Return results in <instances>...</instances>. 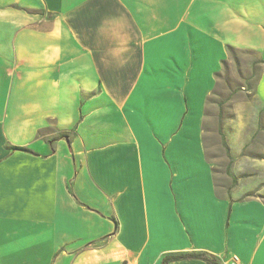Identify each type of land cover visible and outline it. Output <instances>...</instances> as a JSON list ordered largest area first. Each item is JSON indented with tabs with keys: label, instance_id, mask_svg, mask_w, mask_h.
Here are the masks:
<instances>
[{
	"label": "crops",
	"instance_id": "obj_1",
	"mask_svg": "<svg viewBox=\"0 0 264 264\" xmlns=\"http://www.w3.org/2000/svg\"><path fill=\"white\" fill-rule=\"evenodd\" d=\"M227 46L264 111V0H0V264H264L261 115L212 129Z\"/></svg>",
	"mask_w": 264,
	"mask_h": 264
},
{
	"label": "rangeland",
	"instance_id": "obj_2",
	"mask_svg": "<svg viewBox=\"0 0 264 264\" xmlns=\"http://www.w3.org/2000/svg\"><path fill=\"white\" fill-rule=\"evenodd\" d=\"M260 68L261 66L258 64L255 55L248 51L235 53L234 56L227 59L226 69L217 78V85L209 101V107L212 109L211 122L214 131L218 126L216 113L219 110L222 114L220 125H223L221 128L224 130L252 127V116L256 115L257 111H259L258 116L261 115L263 122L260 123L258 128L264 129V111L253 96V88ZM235 119H238V121H235ZM225 120L230 121L225 122ZM215 136H217V139L213 140L212 146L216 147L219 153L224 154L218 134L215 133Z\"/></svg>",
	"mask_w": 264,
	"mask_h": 264
},
{
	"label": "trees",
	"instance_id": "obj_3",
	"mask_svg": "<svg viewBox=\"0 0 264 264\" xmlns=\"http://www.w3.org/2000/svg\"><path fill=\"white\" fill-rule=\"evenodd\" d=\"M227 51H228L229 57L234 56L235 53L247 52L244 50L233 48L231 46H227ZM259 62H262V60ZM226 63H227V60L222 62L221 71L216 73L217 78L220 77V75L225 71ZM209 101H210V98H209ZM186 258H202V259H204L207 262H210L212 264H221L219 262V260L214 255H211V254L206 253V252H201V251L200 252L192 251V252H181V253H168L163 257L162 264H167L169 261L182 260V259H186Z\"/></svg>",
	"mask_w": 264,
	"mask_h": 264
},
{
	"label": "built area",
	"instance_id": "obj_4",
	"mask_svg": "<svg viewBox=\"0 0 264 264\" xmlns=\"http://www.w3.org/2000/svg\"><path fill=\"white\" fill-rule=\"evenodd\" d=\"M125 264H131V263L126 262ZM230 264H239V263H238L237 259L234 257Z\"/></svg>",
	"mask_w": 264,
	"mask_h": 264
}]
</instances>
